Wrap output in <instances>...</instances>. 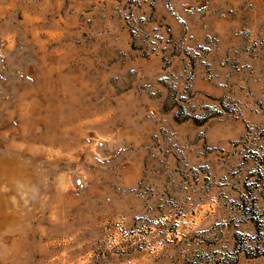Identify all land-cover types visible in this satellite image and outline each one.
Wrapping results in <instances>:
<instances>
[{"label": "rangeland", "instance_id": "374dc122", "mask_svg": "<svg viewBox=\"0 0 264 264\" xmlns=\"http://www.w3.org/2000/svg\"><path fill=\"white\" fill-rule=\"evenodd\" d=\"M0 264H264V0H0Z\"/></svg>", "mask_w": 264, "mask_h": 264}]
</instances>
